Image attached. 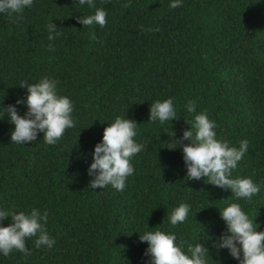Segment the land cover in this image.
<instances>
[{
  "label": "trees",
  "instance_id": "obj_1",
  "mask_svg": "<svg viewBox=\"0 0 264 264\" xmlns=\"http://www.w3.org/2000/svg\"><path fill=\"white\" fill-rule=\"evenodd\" d=\"M94 3L106 10L103 27L77 21L95 10L77 0H33L20 14L0 13V103L23 97L19 81L49 76L71 99L75 121L55 144L38 132L24 145L10 141L14 126L0 119V208L46 209L45 229L54 238L51 247L37 248L36 237H27L28 251L0 255V264H144L147 242L137 232L146 225L175 232L185 251L203 243L208 264H237L226 248L212 247L225 227L217 207L234 199L231 191L207 178L188 180L182 152L167 148L166 132L178 138L189 127L191 99L196 112L215 121L218 139L237 147L247 139L231 175L260 185L237 202L257 231L264 229V0H182L176 8L169 0ZM49 22L60 33L52 41ZM169 96L177 117L147 121L152 100ZM124 114L139 124L134 139L145 147L131 158L134 172L123 190H92L86 168L93 146ZM181 202L190 205L188 215L172 226L168 214Z\"/></svg>",
  "mask_w": 264,
  "mask_h": 264
},
{
  "label": "clouds",
  "instance_id": "obj_2",
  "mask_svg": "<svg viewBox=\"0 0 264 264\" xmlns=\"http://www.w3.org/2000/svg\"><path fill=\"white\" fill-rule=\"evenodd\" d=\"M33 0H0V13L9 16L20 14L26 7L32 6ZM80 5L87 4L94 8L88 15L76 17L82 26L93 24L103 27L106 23V10L95 7L94 0H77ZM182 0H169V7L180 6ZM48 40L59 36L57 25L49 22ZM92 33H90V36ZM52 45H49L51 49ZM58 81L49 76H42L35 82L21 80L18 85L25 89L23 97H17L14 103L4 106L0 103V119L6 117L12 124L9 139L12 143L26 144L35 141L37 133H42L46 144H55L65 129L74 126L72 116L73 104L66 95L59 94ZM3 97V96H2ZM0 97V100H2ZM17 105L26 106L20 114ZM188 113H195L189 127L182 130V135L175 137L174 131L168 134L169 149L180 148L185 177L188 180H201L221 189L231 191L234 198L217 207L218 214L224 223V229L213 242L215 249L226 248L229 255L237 264H264V229L257 231L258 223L253 217L242 210L237 201L241 198L250 199L260 191V185L253 182L251 177L237 175L231 172L248 148V140L242 139L238 147L228 141L216 137L215 121L209 119L204 111L196 112V104L188 100L185 104ZM177 117L173 97L153 99L149 105L147 121L163 124ZM185 120V119H184ZM139 124L130 118L115 116L102 130L101 139L95 143L91 153V162L86 168L90 177L87 187L96 189L111 186L117 191L125 187V179L134 172L131 158L140 152L145 145L134 139ZM187 141V142H185ZM190 205L181 202L168 214V224L175 226L183 223L188 215ZM195 214V213H194ZM193 214V219H194ZM10 219L6 225L0 223V255L7 256L13 249L27 252L25 238L35 236L34 245L51 247L54 238L45 229L48 212L36 207L27 210L0 208V221ZM164 220L160 223L162 225ZM201 231V229H200ZM138 233L141 242H147L144 264H208L209 250L201 242L186 245L185 241L177 240L176 233L162 227H148ZM207 238V237H205Z\"/></svg>",
  "mask_w": 264,
  "mask_h": 264
}]
</instances>
